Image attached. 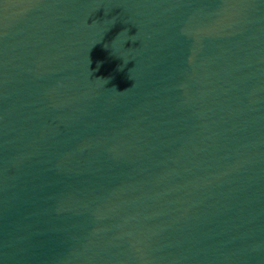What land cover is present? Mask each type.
<instances>
[{
  "label": "water",
  "instance_id": "obj_1",
  "mask_svg": "<svg viewBox=\"0 0 264 264\" xmlns=\"http://www.w3.org/2000/svg\"><path fill=\"white\" fill-rule=\"evenodd\" d=\"M264 217V0H0V264H212Z\"/></svg>",
  "mask_w": 264,
  "mask_h": 264
}]
</instances>
